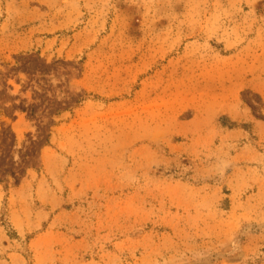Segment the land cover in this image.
<instances>
[{"label": "rangeland", "instance_id": "374dc122", "mask_svg": "<svg viewBox=\"0 0 264 264\" xmlns=\"http://www.w3.org/2000/svg\"><path fill=\"white\" fill-rule=\"evenodd\" d=\"M0 264H264V0H0Z\"/></svg>", "mask_w": 264, "mask_h": 264}]
</instances>
